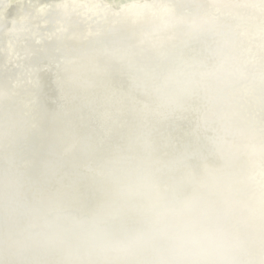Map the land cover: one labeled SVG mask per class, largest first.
<instances>
[{
	"label": "water",
	"instance_id": "1",
	"mask_svg": "<svg viewBox=\"0 0 264 264\" xmlns=\"http://www.w3.org/2000/svg\"><path fill=\"white\" fill-rule=\"evenodd\" d=\"M119 10L0 0V168L15 186L0 230L101 207L132 225L138 203L103 174L141 161L162 188L205 196L227 245L262 264L264 0ZM240 61L251 62L243 72Z\"/></svg>",
	"mask_w": 264,
	"mask_h": 264
},
{
	"label": "clouds",
	"instance_id": "2",
	"mask_svg": "<svg viewBox=\"0 0 264 264\" xmlns=\"http://www.w3.org/2000/svg\"><path fill=\"white\" fill-rule=\"evenodd\" d=\"M103 175L135 199L139 220L117 224L104 207L60 210L23 232L0 230V264H248L227 245L221 218L205 196L184 199L162 188L141 161H113ZM184 191L198 193L193 185ZM14 198L13 174L0 168V206Z\"/></svg>",
	"mask_w": 264,
	"mask_h": 264
},
{
	"label": "bare ground",
	"instance_id": "3",
	"mask_svg": "<svg viewBox=\"0 0 264 264\" xmlns=\"http://www.w3.org/2000/svg\"><path fill=\"white\" fill-rule=\"evenodd\" d=\"M13 2V0H10ZM72 4L82 5L90 10V12L97 18L101 12H109L111 15L119 12V8L127 9L138 4H146L155 0H69ZM251 62L240 61L235 62V65L240 67V72L245 71V67H248ZM205 68L209 66L202 65L200 68H197L199 72H206Z\"/></svg>",
	"mask_w": 264,
	"mask_h": 264
}]
</instances>
